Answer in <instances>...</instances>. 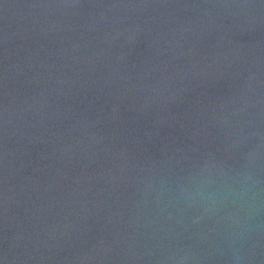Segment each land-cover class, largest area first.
Masks as SVG:
<instances>
[{"label":"water","instance_id":"obj_1","mask_svg":"<svg viewBox=\"0 0 264 264\" xmlns=\"http://www.w3.org/2000/svg\"><path fill=\"white\" fill-rule=\"evenodd\" d=\"M0 264H264V0H0Z\"/></svg>","mask_w":264,"mask_h":264}]
</instances>
